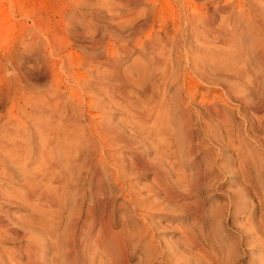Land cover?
I'll use <instances>...</instances> for the list:
<instances>
[{"label": "rangeland", "instance_id": "obj_1", "mask_svg": "<svg viewBox=\"0 0 264 264\" xmlns=\"http://www.w3.org/2000/svg\"><path fill=\"white\" fill-rule=\"evenodd\" d=\"M2 11L4 219L50 234L63 224L71 188L43 208L42 171L68 184L57 163L84 153V140L108 145L105 124L136 147L109 144L94 176L124 247L114 239L106 256L93 245L94 261L77 264H264V0H0ZM87 82L96 95L83 97ZM243 90L254 110L236 98ZM39 126L54 146L41 148ZM26 255L25 238L0 234V264ZM55 257L43 264H63Z\"/></svg>", "mask_w": 264, "mask_h": 264}, {"label": "bare ground", "instance_id": "obj_2", "mask_svg": "<svg viewBox=\"0 0 264 264\" xmlns=\"http://www.w3.org/2000/svg\"><path fill=\"white\" fill-rule=\"evenodd\" d=\"M0 18L6 19L7 14H5L3 11L0 12ZM259 18L260 20L262 19V17H259ZM258 21H257V24H258ZM261 27L262 25L259 27V30L262 32V34H264V31H262ZM0 28L1 30L3 29L5 32L10 31L9 27L0 26ZM96 45L100 46L101 44L98 43ZM154 53H157V52L155 51ZM98 63L103 66L104 70H106L108 67L111 66L110 65L111 62L105 59L101 62L99 61ZM111 78L116 79L114 75H111ZM71 81H74V80L71 79ZM80 90H81L83 97H84V90H87L89 96L96 95V92L90 87L88 82L84 84V86H81ZM101 92L104 93V90L101 89ZM235 94L237 95L236 98L238 99L239 103L244 104L249 109L252 108V106L250 107L248 105V102H246L247 99L244 94V90L241 91L240 93H235ZM118 95L122 96V93L120 92ZM58 97H60L59 94H58ZM262 104H264V102H262ZM42 107L45 109V112H46V106L42 105ZM89 107H91V109L93 108L92 100L89 101ZM95 109L98 110L97 107H95ZM100 109L102 110L101 107ZM140 114L142 113L140 112ZM53 116H54V113L48 117L46 115V119H44L45 122L47 121V119L51 120ZM87 125L86 126L89 127V124ZM37 129L40 135L44 134V131L45 132L47 131L48 133V134H45L46 137L42 138V141L44 142L43 145L41 146L42 149H46L49 146L55 145V140H52L49 130H47V126L46 127L39 126ZM79 133L80 134L78 135L82 136V138L84 139L85 130L83 129L82 133L80 131ZM97 133L98 135L104 138L105 143L115 145L114 142H116L117 143L116 145H120V146L123 145V147L124 146L128 148L135 147L133 141L129 140L131 139V137L125 136V134L117 131L113 126L103 124L102 127H100V131ZM100 142H101L100 140L96 142L91 139H89L88 141L84 140V145L87 146L84 153H83V150L80 151L79 149H76L78 154L76 153L75 155H72V156L70 155L68 158H64L62 163H57V164H61V167H62L61 169H62L63 174L66 176H69L68 184L64 182V180H62L60 177L52 176L51 173L45 170L42 171L43 180L44 182H46L47 187L51 188L50 190L52 192L50 194L43 193V198L46 199L47 201H44V203L41 206L45 209H48V208L55 209L58 207L57 201L62 196V191L58 189L59 187H63L65 189L67 187L71 188V191L65 192V196L69 200H72V202L74 203V207H71V206L69 207L66 220L63 224L60 225L58 223L60 221V218H57L56 222L53 223L54 230L51 234L50 232L48 233V231H39V232L34 231L33 227H28L26 225L23 226V224L21 225L19 221L14 222L13 219H11L10 221V220L4 219L2 215H0V234H5V235L9 234L14 237L21 236L25 238L26 251L28 252V256L26 255L28 257V261H27L28 264H43L45 262L44 255L47 252L54 253V255H56L55 259L57 258L56 260H58V258H60L63 264H77L79 260L78 258L83 259V257H87L92 262L94 261L95 257L98 256V251H97L98 249H94L93 245H96L97 248L102 250L103 254L107 256L106 251H108V247L112 245L110 244V242L114 239L117 242L119 236L117 234H113L112 232L111 224L109 223V219L107 217V214L105 213L106 209L103 208V210L105 211L104 212L99 207L105 204V200H104L105 193L98 196L99 190L101 189L100 187L101 184L103 185L106 182L105 178L104 177L103 179L95 178L97 181L94 180V176H96L97 173H102V171L104 172V169L106 167L105 165L97 166V164H99V161L101 159H104L106 162L108 163L110 162L108 158L109 156H107L105 152L109 144L104 145ZM111 148H113V146ZM21 152L22 150H20V153ZM20 156L21 155H19L18 159H22V157ZM47 158H49L50 162L55 164L51 156ZM112 164H114V162H112ZM112 174L115 178L118 177L117 173H112ZM107 176H111V174L106 175V177ZM46 179H48V182L46 181ZM33 194L34 192H32L29 195H28V192L25 194V196L27 195L29 196L28 201L32 202L34 201L32 199H36ZM86 194L88 195L87 200H86ZM249 229H252V227L249 226L248 230ZM243 234L245 235L248 234L247 229L243 231ZM94 235H95V238L93 240L94 242L87 241L83 243L82 247L80 248L79 239L89 240V238H91ZM118 241H119L118 242L119 244L116 243L118 245L117 247L122 250L124 247V245H122L123 242L121 243L120 240ZM262 251H264V249H262ZM57 252L60 253L59 254L60 257H57ZM120 254L122 253L120 252ZM49 261H51L52 263L53 260L51 259ZM210 263H213V262H210Z\"/></svg>", "mask_w": 264, "mask_h": 264}]
</instances>
